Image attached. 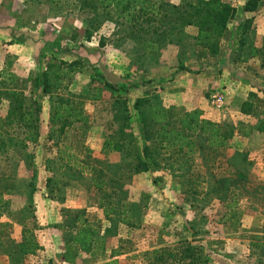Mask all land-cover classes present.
<instances>
[{
	"label": "rangeland",
	"instance_id": "1",
	"mask_svg": "<svg viewBox=\"0 0 264 264\" xmlns=\"http://www.w3.org/2000/svg\"><path fill=\"white\" fill-rule=\"evenodd\" d=\"M246 4L240 23L227 30L219 55L200 60L194 27L174 36L173 43L146 51L142 41L126 38L125 28L111 23L87 40L89 24L78 11V0H0V72L10 61L19 86L43 107L38 144L0 154V190L11 187L9 203L0 205V264H264V134L257 131L256 118L241 113L250 93L264 98V69L249 56V45L264 38V0L252 13L244 11ZM102 38L106 42L100 48ZM51 59L83 61L81 72L64 81L61 93L83 103L89 119L52 140L56 97L31 89ZM208 68L212 71L205 75ZM207 77L210 86L204 88ZM217 92L225 95L223 108L212 103ZM118 98L131 108L137 140L126 146L127 152L105 154L102 146ZM138 98L152 101L141 113L133 108ZM161 106L178 114L171 126L179 128L187 111L199 109L201 118L234 127L236 136L228 149L217 151L197 135L202 149L170 158L152 138L144 139V133L161 129L163 122L152 124L161 117L155 110ZM259 106L264 116V102ZM241 124L251 128L242 130ZM144 143L156 148L158 166L125 178L117 194L112 187L95 188L94 170L108 167L110 176L119 171L128 177L135 149ZM101 200L112 202L116 212L106 217ZM234 212L236 226L230 220ZM79 215L100 227L91 253L78 252L72 244ZM30 233L41 249L20 256L17 246ZM187 249L192 256H184ZM156 250L176 256L166 254L157 262L151 258Z\"/></svg>",
	"mask_w": 264,
	"mask_h": 264
},
{
	"label": "trees",
	"instance_id": "2",
	"mask_svg": "<svg viewBox=\"0 0 264 264\" xmlns=\"http://www.w3.org/2000/svg\"><path fill=\"white\" fill-rule=\"evenodd\" d=\"M260 1L249 0L244 11L254 12ZM77 7L79 13L85 16V22L89 24L85 33L87 40L92 38L95 30H98L102 24L111 23L123 26L127 32L126 38L142 41L146 45V51L157 50L165 42L173 43L174 36H179L187 28L194 27L197 31L194 45L197 48V58L200 60L219 55L228 27L237 15V8L223 0H182L179 4H174L170 0H78ZM105 42V38L100 40V48L105 46ZM249 56L257 58L261 62V68L264 69V38L258 45H249ZM10 64L9 61L6 68L0 72V113L4 106L7 107V113L4 116L0 114L1 155H6L13 150H29L38 144L41 137L42 104L35 94L29 96L26 93L27 90L19 86L18 76L9 69ZM83 67L84 63L80 59L61 62V64L51 59L45 65L41 75L35 77L33 81L31 89L41 92L44 97L51 99L56 97L52 102L50 127L53 128L49 135L50 140L55 136L61 137L68 128L77 123L89 122L83 103L62 96L61 93L65 90L64 81L80 73ZM181 70L186 69L182 67ZM106 84L112 87L110 83ZM261 98L255 93H250L248 99L242 104L241 113L244 116L256 118L259 121L257 131L264 134V116L258 112L261 109L259 104L264 102V98ZM151 103L149 98H138L133 108L141 113L142 108ZM112 109L110 132L102 146V152L105 154L127 152L126 146L135 144L137 140L134 125L130 122L131 108L127 100L116 99ZM155 110L161 117L155 118L152 124L155 123L153 125L155 126L163 122L161 129L144 133L146 134L144 139L152 138L170 158L178 157L186 150L187 154H191L202 149L201 146H197L195 140L197 135L206 138L209 149L217 151L228 149L230 141L236 136L234 127L201 118L202 111L199 109L187 111L180 119L179 128L171 126L172 120L178 117L174 110L165 109L163 106L156 107ZM240 127L242 130L251 128L250 125L243 124ZM248 134L249 131L244 133V135ZM155 149L147 143H144L140 151L135 149V163L130 165L131 173L128 177H125V174L123 176L119 171L110 176L108 167L94 170L95 188L101 191L112 187V192L117 194V191L123 187L125 178L131 179L132 175L148 173L153 167L158 166L157 158L154 156ZM48 181L52 182L51 179ZM196 182L193 184L198 186ZM3 191L10 194L11 187L5 185ZM3 191H0V205L5 206ZM113 193L107 194L106 198L110 199ZM100 205L105 209L106 217L116 212V207L110 201L105 203L101 200ZM230 220H234V226L237 225L236 212L231 215ZM76 224V234L72 238V244L78 252L91 253L94 239L100 234V227L97 223L84 220L82 215L76 218ZM40 249L41 246L30 233L25 236L23 242L18 244L16 251L20 256H28L36 254ZM166 254L168 253L160 254L156 250L152 252L151 258L157 257L156 261L161 262ZM168 256L175 257L176 254L170 253ZM184 256H192L189 249L184 252Z\"/></svg>",
	"mask_w": 264,
	"mask_h": 264
},
{
	"label": "crops",
	"instance_id": "3",
	"mask_svg": "<svg viewBox=\"0 0 264 264\" xmlns=\"http://www.w3.org/2000/svg\"><path fill=\"white\" fill-rule=\"evenodd\" d=\"M224 1L227 2V3H230L231 5H233L234 7L237 8V15H236L235 19L233 20V22L228 27V31H230L231 28L234 27L236 23L237 24L240 23L239 17H242V15H243V5L242 4H246L244 2H247V1H243V0H224ZM236 20H238V21H236ZM229 37H230V35H229ZM207 70H208V72H206L205 75H207V73H209L210 71H212L211 68H208ZM207 79H208V77L203 79L204 81L202 82V86L204 88H207L206 87L208 85V80ZM261 84H262V86H264V80H262ZM208 86H210V85H208ZM204 116L207 117L206 116V113H204ZM0 191H3V190H0ZM2 193H3V200H4V202L6 201L7 203H9V201H8L9 193L6 192V191H3Z\"/></svg>",
	"mask_w": 264,
	"mask_h": 264
},
{
	"label": "built area",
	"instance_id": "4",
	"mask_svg": "<svg viewBox=\"0 0 264 264\" xmlns=\"http://www.w3.org/2000/svg\"><path fill=\"white\" fill-rule=\"evenodd\" d=\"M212 103L217 108H223L226 103V98L223 92H217L212 96Z\"/></svg>",
	"mask_w": 264,
	"mask_h": 264
}]
</instances>
